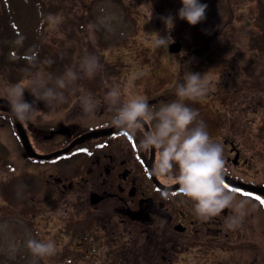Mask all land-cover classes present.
Listing matches in <instances>:
<instances>
[{"label": "rangeland", "instance_id": "obj_1", "mask_svg": "<svg viewBox=\"0 0 264 264\" xmlns=\"http://www.w3.org/2000/svg\"><path fill=\"white\" fill-rule=\"evenodd\" d=\"M36 1L45 3L42 6L44 8L39 4L34 5L38 18L31 23L44 45L41 47L42 53L38 57L40 49L32 50L24 54L26 57L19 61L20 65L16 63L17 65L12 64L10 67H0V97L16 83L27 86L29 76L25 73L29 71L50 74L53 78L50 86H54L55 77L61 76L67 67L78 68L81 56L87 51L99 57L103 70L94 79H82L67 90L65 103L55 110L50 111L44 102L37 101L36 107L43 113L39 114L34 122L48 123L50 127L56 123H65L67 120H80L78 100L82 92L90 94L100 104L105 93L113 86L121 89L123 99L140 95L151 105L159 106L161 101L170 102L176 99L174 85L183 78L177 73L175 62L179 58L167 52L168 50H160L154 46L156 33L161 36L170 35L172 40L178 38L183 42L184 53L201 48L205 55L202 62L195 67L192 65L188 70L205 74L211 84V90L198 102L185 103L199 111V119L206 123L207 131L215 142L221 144L224 137H231L226 134L227 130L224 131L226 128L232 129L237 126L236 131L240 128L241 135L238 133L234 139L240 146L242 163L247 162L244 177H252L256 181L258 178L264 182V134H262L264 122L261 120L264 119V110L261 109L264 104L262 103L261 108L257 107V110L254 107L244 109L248 101L259 102L256 94L249 90L257 93L255 87H264V36L256 37V33L264 26V0H201L202 3L208 4L207 18L196 26H190L177 17L178 9L182 6L180 0L172 6H166L167 0H49L54 4L58 3L55 10L54 5H47V0ZM175 5L173 13L172 7ZM9 8H13L12 3L4 4L3 0H0V30L7 24L5 14ZM169 14L175 17L174 27L170 32L160 19ZM230 17L232 21L229 20ZM224 20H229L227 28L217 32L216 28L223 24ZM76 24H81L82 28L79 29ZM9 26L10 23L6 30L11 32L10 28L12 29L13 25ZM19 30L15 29L12 32L17 36ZM20 33L22 34V30ZM15 40L17 39H12V36L8 38L10 47ZM38 43L39 41L37 48ZM33 55L37 57L34 67L29 63V58ZM130 55L131 75L128 76L127 64ZM162 55L164 62L161 60ZM47 61L52 63L49 64ZM0 63L2 64L1 60ZM8 68L14 70L19 68L22 71L18 73L17 81L8 80ZM261 92L260 96L264 97V89ZM153 93L157 95L152 96ZM24 98L34 100L27 90ZM8 128L12 129V126L5 121V127L0 129V142L9 144L13 149L16 144L10 139ZM65 138L69 142L73 140L71 137ZM65 138L63 140L68 142ZM91 138L93 137H89ZM47 143L41 142L42 147H53L52 143ZM16 154L15 152L16 166L11 169L6 160H12L13 153L6 154L0 146V258L10 260L11 257H21L28 264H83L80 260H83L84 256L81 251L84 249V243L77 242L75 246L73 243L65 244L62 240L66 235L72 233L76 235L79 232V230L69 232L71 224L68 221L70 218L68 214L73 210L71 206H81L84 200L81 195L76 197V193L66 188L71 184L69 179L80 189L84 182L76 175L75 164L66 167L58 163V158L49 160L54 166L45 165V168L56 169V172L49 173L48 170L42 171L37 165L25 167ZM44 164L40 163V166L43 167ZM232 166L237 172L242 164L239 167L234 164ZM70 173H75L77 178L71 177ZM59 176L69 178H66L65 185H56V181H60L57 178ZM92 186L87 185L84 190L81 189V194L85 193L86 196ZM80 200V203H75ZM188 204L189 202H185L184 209L188 210ZM229 214L230 211L226 209L213 220L220 223L223 218L228 224ZM90 215L95 217L96 213L90 211ZM85 218L88 219L89 216L84 215L81 223ZM106 219V216L103 217L101 223ZM74 222H77L76 219ZM262 225L264 227V219L258 209L250 208L249 215L240 229L232 230L226 225L227 232L221 228L215 241L206 243L203 237L198 236L197 241L189 240L204 241L207 250L208 248L216 250V259L225 260L228 255L232 257L242 255L243 259L245 253L244 250L240 251L238 244H235L236 236L240 237L253 231L251 239L264 250V231L262 237L258 238V228ZM60 226L63 231L61 238L55 232ZM78 227L79 224L76 229ZM29 238L54 240L59 249L58 255L50 260H34L26 248V241ZM87 239L93 240L89 236ZM76 241L78 240H75V244ZM69 247H72V250ZM183 257L186 263L191 264L190 255L187 257V254H184ZM254 258L255 256L251 254V260Z\"/></svg>", "mask_w": 264, "mask_h": 264}, {"label": "clouds", "instance_id": "obj_2", "mask_svg": "<svg viewBox=\"0 0 264 264\" xmlns=\"http://www.w3.org/2000/svg\"><path fill=\"white\" fill-rule=\"evenodd\" d=\"M180 3L182 6L176 14L179 19L190 26L206 20L207 3H202L201 0H180ZM160 19L170 32L174 27L175 17L169 14ZM156 34L154 46L167 51L173 43L171 36ZM22 42L23 37L20 36L16 43L22 45ZM29 63L34 67L37 57L31 56ZM102 70L103 64L99 57L85 51L78 68L67 67L61 76L55 77L54 86H50L53 80L50 74L29 71L27 86L16 83L0 97L8 104V112H0V116L6 117L13 124L19 122L22 126H27L43 113L37 109V101L44 102L50 111L55 110L65 103L67 90L82 79H94ZM25 90L34 97L31 103L24 98ZM210 90L211 84L205 74L189 70L174 85L176 99L161 101L159 106L149 104L140 95L123 99L121 89L113 86L103 98L110 116L101 126L116 129L121 141L139 138L138 150L155 153L149 175L167 181L158 189L162 201H171L176 197L183 198L185 202L190 201L195 215L203 222L218 217L227 209L230 211L227 227L237 230L243 226L250 208L254 209L258 205L239 197L235 191L226 187L228 169L223 146L212 140L206 123L199 119V111L185 103L198 102ZM78 104L81 121H93L96 118L100 104L93 96L82 92ZM26 248L36 261L50 260L59 252L57 243L51 239L29 238Z\"/></svg>", "mask_w": 264, "mask_h": 264}, {"label": "flooded vegetation", "instance_id": "obj_3", "mask_svg": "<svg viewBox=\"0 0 264 264\" xmlns=\"http://www.w3.org/2000/svg\"><path fill=\"white\" fill-rule=\"evenodd\" d=\"M105 111L106 107L101 104L97 112L99 125L104 121L102 113ZM106 114V118H109L110 113L106 111ZM66 122L70 123L66 126L68 130L54 135L57 138H54L53 146L58 145L65 137L89 130L86 125L80 127L81 119ZM32 138L34 140L35 136L32 135ZM88 139L82 142L83 148L80 147V150L88 151H79L76 153L78 157L72 161L65 158L64 164L66 167L75 164L76 175L84 181L82 190L87 185L93 186L88 188L85 196V193L81 194V189L65 176L71 182L66 188L76 193V197L82 196L84 201L81 206L85 208L86 213H96L95 217L90 215L89 218L95 227L92 232L94 240L100 243L98 251L104 254L100 260H115L120 264H189L183 257L187 254V257L190 255L191 264H206L215 249L207 250L204 245L213 241L210 235L221 230L220 223L199 220L190 204L189 210L184 212L185 204L182 198L161 200L158 189L167 181L149 175V156L138 150V138L135 139L136 152L141 157L134 154L131 139L129 142L121 141L117 137L113 140L110 137H99L92 141ZM52 167L48 168L49 173L56 172ZM44 170L47 169L42 168V171ZM69 175L76 177L75 173ZM66 178L56 181V185H65ZM77 202L80 203L81 200ZM104 215L107 219L101 223ZM210 222L214 226L209 227L207 224ZM197 236L203 237L206 243L189 240L197 241ZM150 242H154L155 250L143 261V244ZM233 258L240 262L239 264H264L262 255L249 261H242L239 257Z\"/></svg>", "mask_w": 264, "mask_h": 264}, {"label": "trees", "instance_id": "obj_4", "mask_svg": "<svg viewBox=\"0 0 264 264\" xmlns=\"http://www.w3.org/2000/svg\"><path fill=\"white\" fill-rule=\"evenodd\" d=\"M4 4L12 3L13 8H9V10L6 11V21L7 24L4 26L2 30H0V60L2 64L0 63V67L3 66H11L12 64L19 63L23 57L25 58L24 54L29 53L32 50H39L37 53V56L39 57L42 53V46H44L39 39V36L37 34V31L35 30L34 26H31V23L35 21V18L37 19V13L34 10V5L39 4L41 8L45 3L37 2L36 0H3ZM168 6H172L173 0H167ZM47 5L53 6V9L55 10V7L58 8V3L54 4L50 2L49 0L46 1ZM229 14H233V12H229ZM230 21H232V17L229 18ZM229 20H224L223 24L219 25L218 28H216L217 32L222 31L223 29L227 28V23H229ZM13 25V28L11 30L14 31L19 30L18 35H14L12 32H8L6 30V27L9 25ZM9 26V27H10ZM76 27L81 29V24H76ZM22 30V34L20 33ZM32 31L33 34L30 32ZM262 34H264V26L261 29V31H258L256 33V37H261ZM12 36V39H19L20 36L23 37L22 45H18L16 43L17 40H15V43L12 47L9 46L8 38ZM39 41V48H37V42ZM260 44V43H258ZM37 48V49H36ZM179 60L177 61V73L180 74V76L184 75L188 69L192 67V65L195 67L198 63L202 62L205 55L201 48H197L195 51L186 52V55L179 56ZM195 62V63H194ZM17 65V64H16ZM20 65V63L18 64ZM21 70L19 68L10 69L9 72V78L10 81L16 80L17 81V75ZM15 72H18L15 74ZM22 72V71H21ZM28 75V73H25ZM0 258V264H28L27 261L22 259H15L13 257L10 258V260H4Z\"/></svg>", "mask_w": 264, "mask_h": 264}, {"label": "water", "instance_id": "obj_5", "mask_svg": "<svg viewBox=\"0 0 264 264\" xmlns=\"http://www.w3.org/2000/svg\"><path fill=\"white\" fill-rule=\"evenodd\" d=\"M179 48H180V44H179V43H176V42H175V43H171V44H170V50H171V51H178ZM16 123H17V127H18V129H19V132H20V134H21V137H22V139H23V143H24V145H25L26 151H27L29 154H31L32 156H37V157H50V156H52L53 154H57V153H60V152H63V151H65V150L69 149V148L74 144V142H72V143H71L69 146H67L66 148L60 149V150H58V151H53V152H50V153H38V152L34 151L33 148L30 146V144L28 143L27 138H26V136H25V134H24V132H23V130H22V128H21L19 122H16Z\"/></svg>", "mask_w": 264, "mask_h": 264}, {"label": "snow or ice", "instance_id": "obj_6", "mask_svg": "<svg viewBox=\"0 0 264 264\" xmlns=\"http://www.w3.org/2000/svg\"><path fill=\"white\" fill-rule=\"evenodd\" d=\"M131 139V138H130ZM81 151H83V152H87L88 150L87 149H81ZM89 154H91V153H89ZM226 187H228V185H226ZM244 195H251V194H249V193H243ZM257 200H259L260 201V203L262 204V205H264V199H261L259 196H256L255 197Z\"/></svg>", "mask_w": 264, "mask_h": 264}, {"label": "bare ground", "instance_id": "obj_7", "mask_svg": "<svg viewBox=\"0 0 264 264\" xmlns=\"http://www.w3.org/2000/svg\"><path fill=\"white\" fill-rule=\"evenodd\" d=\"M163 56H164V55L161 56V57H162V58H161L162 62H164V61H163Z\"/></svg>", "mask_w": 264, "mask_h": 264}]
</instances>
